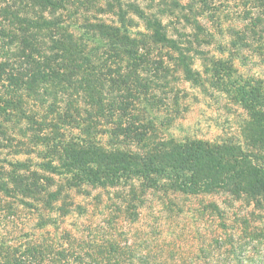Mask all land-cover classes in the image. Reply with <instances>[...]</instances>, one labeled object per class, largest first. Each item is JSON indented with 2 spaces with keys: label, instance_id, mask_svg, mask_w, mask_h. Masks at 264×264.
Returning a JSON list of instances; mask_svg holds the SVG:
<instances>
[{
  "label": "trees",
  "instance_id": "1",
  "mask_svg": "<svg viewBox=\"0 0 264 264\" xmlns=\"http://www.w3.org/2000/svg\"><path fill=\"white\" fill-rule=\"evenodd\" d=\"M246 3L234 55L264 46V0ZM199 33L170 37L158 17L125 0H0V204L30 209L44 230L84 209L74 196L90 189L113 190L112 209L134 217L149 193L169 211L181 196L222 195L228 208L239 204L238 228L222 238L223 224L216 248L228 242L235 264H264V81L229 84L231 59L202 60L210 86L246 114L235 141L178 140L159 120L180 110L177 94L167 95L168 62L185 82H205L194 58L212 36ZM100 241L74 247L63 231L56 242L27 245L1 233L0 264H121L115 243Z\"/></svg>",
  "mask_w": 264,
  "mask_h": 264
},
{
  "label": "rangeland",
  "instance_id": "2",
  "mask_svg": "<svg viewBox=\"0 0 264 264\" xmlns=\"http://www.w3.org/2000/svg\"><path fill=\"white\" fill-rule=\"evenodd\" d=\"M247 1L125 0L127 3L139 5L147 14L158 17L170 37L175 38L176 32H201V37L205 33L212 36L210 45L199 48L204 55L194 58L193 67L201 72L202 79L205 80L202 87L185 82L183 76L176 72L174 62L166 64L169 68V86L173 88L166 89L167 95L171 97L177 94L180 110L172 120V117L161 112L159 120L164 126L169 124L167 133L172 137L178 140L197 137L211 142L237 139L246 114L226 93L210 86L209 75L202 60L208 63L210 60L231 59L237 71L230 73L231 79H226L229 84L240 82V76L241 80L264 81V46L257 48L255 44L250 50L239 47L237 54L233 53V32H240L246 23L244 14L248 8ZM134 20L138 24L141 23L135 17ZM195 23L202 28L199 32ZM138 28L142 30L141 24ZM165 50L158 52L164 60ZM17 159L37 162L35 156L23 155ZM89 192L90 196H74L76 203L81 204L84 209L75 210L65 219H59L55 227L49 226L44 230H40L37 225L36 213L15 204L11 206V201L5 200L0 204V234H7L11 242L24 241L28 245L40 242L41 239L56 242L60 234L67 231L70 234V244L74 247L80 245L82 248L86 247L88 242L102 243L100 240H111L121 253V264H163L166 258L165 264H235L228 242L224 243V249L220 251L216 248L214 240L222 235L223 224L227 229L222 238L235 234L234 228H238L235 213L239 204L235 203L228 208L221 203L228 200H225V196H181L176 201V207L169 211L157 200V196L150 197L149 193L136 208L138 215L134 217L129 214L130 210L123 212L124 206H120L119 214L112 209L110 200L115 199L113 190L106 192L90 189ZM119 192H124V189H119ZM98 196L103 200L101 205L96 204L95 198ZM211 203L219 204L225 214L220 216L214 213L209 206ZM7 206L16 212L12 219L7 218ZM253 224L258 226L262 223ZM113 231L117 236L107 234ZM125 245L126 248L130 246L129 257L123 249ZM244 248L248 250L247 246ZM201 249H208L206 255L201 253ZM253 260L254 262L248 261L247 264H256L257 258L254 257Z\"/></svg>",
  "mask_w": 264,
  "mask_h": 264
}]
</instances>
